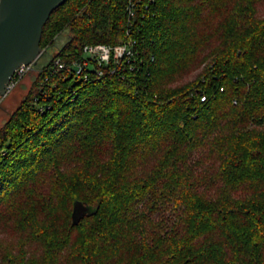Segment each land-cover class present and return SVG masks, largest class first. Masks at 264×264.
Wrapping results in <instances>:
<instances>
[{"label":"trees","instance_id":"1","mask_svg":"<svg viewBox=\"0 0 264 264\" xmlns=\"http://www.w3.org/2000/svg\"><path fill=\"white\" fill-rule=\"evenodd\" d=\"M129 1L67 0L44 27L0 131L3 262L264 264V0ZM128 32L114 72L53 71ZM75 200L97 207L78 225Z\"/></svg>","mask_w":264,"mask_h":264},{"label":"water","instance_id":"2","mask_svg":"<svg viewBox=\"0 0 264 264\" xmlns=\"http://www.w3.org/2000/svg\"><path fill=\"white\" fill-rule=\"evenodd\" d=\"M67 0H0V96L16 70L36 64L44 49L41 46L44 27L53 11ZM96 206L75 200L72 223L95 213Z\"/></svg>","mask_w":264,"mask_h":264},{"label":"built area","instance_id":"3","mask_svg":"<svg viewBox=\"0 0 264 264\" xmlns=\"http://www.w3.org/2000/svg\"><path fill=\"white\" fill-rule=\"evenodd\" d=\"M138 5H144L148 9L147 3H144L143 0H130L128 3L129 17L134 18L137 13ZM136 40H134L130 32H128V37L115 45L106 44V43H86L83 46L82 60H73L68 63L62 57H57L53 61L52 69L54 72L57 71H67L70 74L76 73L78 76H82L85 79H89L90 73L88 69L96 70V76H102L105 73V68L113 64L112 72L116 70L115 66L123 60L130 61L136 56L135 51ZM45 51V50H44ZM34 63L28 65H22L18 68L12 77L11 81L7 87V93L23 78V76L30 70H33ZM110 71V72H111Z\"/></svg>","mask_w":264,"mask_h":264},{"label":"rangeland","instance_id":"4","mask_svg":"<svg viewBox=\"0 0 264 264\" xmlns=\"http://www.w3.org/2000/svg\"><path fill=\"white\" fill-rule=\"evenodd\" d=\"M258 10L259 14L264 16V2L258 7ZM66 36L67 35L60 38L61 43L65 42ZM61 43H58L55 50H49V54L52 52L57 53ZM38 70L39 67L35 66L33 70L28 71L23 76V78L11 89L10 92H8L5 96H0V131L4 127L5 123L9 121L10 117L17 112L19 106L24 101L29 91L34 88L33 82L39 73ZM199 71H201V69ZM196 74L197 73L195 72L192 73L186 80L192 79ZM18 240L19 237L13 230L0 227V264H6L3 262L2 257L6 254V250H16Z\"/></svg>","mask_w":264,"mask_h":264}]
</instances>
